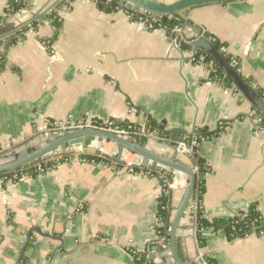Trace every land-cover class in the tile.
Segmentation results:
<instances>
[{"label": "crops", "instance_id": "0c3cea01", "mask_svg": "<svg viewBox=\"0 0 264 264\" xmlns=\"http://www.w3.org/2000/svg\"><path fill=\"white\" fill-rule=\"evenodd\" d=\"M60 1L28 0L10 22L38 24L9 43L6 56L1 42L0 149L13 147V157L23 156L49 141V123L69 118L144 126L151 117L167 130L184 131L213 130L230 121L224 133L199 146L210 167L204 216L228 220L249 209L264 215V128L255 127L258 113L239 92L210 82L207 67L183 48L208 33L236 61L232 66L264 92V0L186 8L188 24L173 38L132 21L126 11L106 13L94 0H64L55 28L41 17ZM13 2L0 0V17ZM154 138L145 141L146 149L187 162L176 145ZM85 150L88 157L96 155L93 148ZM70 152L73 158L52 170L0 185V264H135L131 251L146 253L144 259L163 252V264H174L167 249L152 246L162 244L156 231L163 194L158 179L124 163L98 161L102 155L93 160ZM182 194L178 185L171 193L170 220ZM202 236L204 246L198 247L187 208L175 231L185 257L264 264V230L230 239L223 229L207 228Z\"/></svg>", "mask_w": 264, "mask_h": 264}, {"label": "trees", "instance_id": "16d2710c", "mask_svg": "<svg viewBox=\"0 0 264 264\" xmlns=\"http://www.w3.org/2000/svg\"><path fill=\"white\" fill-rule=\"evenodd\" d=\"M98 8L106 13H114L119 10L126 11L132 21H138L143 23L145 26L147 24H151V29H164L169 36V38H173L175 34V30L182 26L184 28L188 22L185 19V11L180 12L175 16H157L154 19H149L148 15L141 14L136 10L129 9L125 7V4L120 0H94ZM64 0L58 2L50 12L42 15L43 20H48L54 25L55 28L59 27V22H57V10L61 8ZM228 2V1H226ZM28 0H14L11 6L7 9L6 15L0 17V23L6 22L7 17L11 16L14 12H18L23 8H27ZM38 23L36 21H32L30 27L32 29ZM29 27H23L20 31L13 33L5 39L4 41H0L2 43H15L18 39L23 38L25 31H27ZM150 29V28H148ZM213 47L221 54L222 58L228 63L229 67L236 72L241 82L247 84L253 91L256 92L258 96L264 99V94L261 89L256 88L255 86L251 85V81L244 76L241 75L240 71L238 70L237 66L231 65V58L225 52L221 51V44L219 41H212L210 42ZM185 51H191L190 45L185 44L183 46ZM193 61L204 64L209 72V81L220 84L224 88H231L234 91L238 92V89L233 83L232 77L229 74L224 72L223 67H221L218 63L215 62L214 57L208 54L204 49L198 48L196 49L195 53H193ZM257 112V111H256ZM258 113V112H257ZM259 118V121L255 123V127L259 129L264 128V116L260 115L259 113L256 115ZM255 117V118H257ZM118 123L119 128L124 129L127 132H130L133 135V141L140 142L144 144L145 141L148 139L145 135L152 133L156 136L159 140L166 141L170 144L176 145L173 139V133L169 132L166 127L165 123L162 121H157L151 117H147L146 123L144 126H139L129 121H121L116 120ZM230 121H221L218 123L215 129L209 130L206 127H199L195 129V133L191 136L186 137L187 144L190 145L189 151L190 153L186 155L187 162L183 163L189 166L191 169L195 171V183L193 187V191L191 194V199L188 204L189 214L191 216L192 222L195 226V239L198 247L204 246V237L202 236V230L207 228H212L213 230L223 229L226 234L229 236L230 239L243 236L249 233L252 230H264V224L260 221V215L254 210L249 209L245 212L243 219H239L237 216L232 217L228 220L226 219H213L208 220L204 216L203 213V195L205 193V182L204 177L206 174L209 173L210 167L207 165L205 159L199 153V146L201 142L208 141L213 138L220 136L224 133L226 127L229 125ZM93 126L97 128H104L101 126L100 120H94ZM30 150V152H32ZM72 152H64L61 154V159L56 160H48L47 158H40L31 163L25 164L21 167L16 169L0 173V179L2 180V186L4 187L6 183L11 180V182H16L22 177H35L39 174L37 171V165L40 164L42 166V170L47 172L52 170L58 165L59 163L63 162L64 160H69L72 157ZM85 156L88 159L96 160L97 155L92 157H88L87 154ZM98 161L103 163H112L117 167H121L122 164L115 161L108 155H102ZM18 158V155H15L13 159ZM134 172H141V173H149V176L155 177L158 179L159 184L166 188L165 181L171 180L173 175L169 171H165L164 167H156L151 168L147 166H133ZM171 193L168 192L167 194H162L159 198L158 204V226L156 227V231L158 235L163 238V242L161 245H152L157 248L158 251L166 250L169 242H170V215L172 211L171 207ZM151 246V247H152ZM175 251L180 259L184 264H216L214 259H211L208 256L202 255L200 259L190 260L185 257L181 249L179 248L178 241H174ZM131 255L135 261V264H142V261L145 258L146 253H138L137 251H131ZM164 259V260H163ZM162 259V264L165 262V257Z\"/></svg>", "mask_w": 264, "mask_h": 264}, {"label": "water", "instance_id": "95a60500", "mask_svg": "<svg viewBox=\"0 0 264 264\" xmlns=\"http://www.w3.org/2000/svg\"><path fill=\"white\" fill-rule=\"evenodd\" d=\"M125 4L126 8L136 9L151 15L155 16H175L182 12L184 9L201 4L208 3H220L232 0H170L171 3H165L161 0H120ZM26 21V20H25ZM24 20L21 21V25L15 27L18 23L14 25L9 23H3L0 25V41H4L6 37L10 36L21 29L25 23ZM182 26H179L180 30ZM195 37L192 35L191 38ZM208 33L204 32L197 39L191 41L190 50L192 53H195L196 49L201 48L204 49L208 54L214 57L216 63H218L221 67H223L224 72L229 74L232 77L233 83L238 89V92L251 103V105L255 108V110L262 116H264V99L256 94L247 84L240 81L238 75L235 71H233L228 63L222 58L221 54L213 47V45L208 40ZM177 43L180 40V37L177 36ZM184 45V43H181ZM9 47V43H5L3 46V56H6L7 50ZM173 133V139L176 143V146L179 145V151L183 147L189 149L190 145L186 142V137L191 136L195 133V128L193 127L190 131H184L179 128H171L168 130ZM182 134L183 136H180ZM155 140V138H151ZM95 142H111L115 146V151L110 155L112 159L119 163H123L122 156L124 152L130 151L136 154L138 157L142 159V164H148L151 168H156L157 166H162L166 169H169L173 172H177L182 174L187 178V182L183 187V194L181 200L176 208V211L172 217L171 225H170V242L167 247V251L170 253L171 258L174 261V264H184L178 258L174 241H175V231L180 221V218L184 214L185 210L188 207L189 201L191 199V194L193 191L194 183H195V171L191 169L189 166L181 163L179 160L172 157H165L159 154L154 153L144 147L140 142H135L129 139H126L120 135H117L108 130L100 129V128H85L80 130H74L67 133H63L59 136H56L46 142L43 146L34 149L32 152H29L23 156H20L17 159L0 163V173L7 172L18 167H21L25 164L31 163L37 159L44 158L48 156L50 153L57 149H67L72 150L76 153L83 152L86 148H93L94 153L96 155L101 154V148L96 147L94 145ZM154 254L150 255L142 264H148L149 262H153Z\"/></svg>", "mask_w": 264, "mask_h": 264}, {"label": "built area", "instance_id": "2783aa9c", "mask_svg": "<svg viewBox=\"0 0 264 264\" xmlns=\"http://www.w3.org/2000/svg\"><path fill=\"white\" fill-rule=\"evenodd\" d=\"M24 9H26V8H23V9L19 10L18 12H14L11 16H8L6 22H2V23H0V25H2L3 23H9L12 19H14L16 17V15H19V13L22 12ZM52 9H53V7L49 8L48 11H46L42 15L46 14L47 12H50ZM133 10H136V9H133ZM136 11L141 13V14L148 15V18L152 19V20L154 19V17H157L155 15H151L149 13H146V12H143V11H140V10H136ZM31 22H32L31 20L25 21L23 27H29V30H31L32 29L30 27ZM146 27L151 29V24H147ZM21 29H19V30H21ZM194 39H190L189 44ZM234 64H236V61H234L232 59L231 60V65H234ZM263 94H264V92H263ZM256 120L259 121V118H257ZM93 122H94V120H92V119L83 118V119H78L77 120V119L69 118L68 120H65L63 122H59V123H55V124L49 123L48 128H47V134L48 135L58 134V136H59V135H61L63 133H67V132L74 131V130H80V129H85V128H97V127L93 126ZM101 126H103L104 128H100V129L108 130L110 132H113V133H115L117 135H120V136H122V137H124L126 139H129V140L133 141V139H132L133 135L130 132H127L124 129L119 128L118 123H117L116 120L108 119V120H105V121H101ZM145 136L148 139L156 137L152 133L146 134ZM178 147H179V145H177L175 147L177 153H181V154L183 153L185 155H188L190 153L189 149L183 147L181 149V151H179ZM114 149H115V146L112 145L111 153H108L107 155L110 156L111 154H113L114 151H115ZM103 150L104 149L102 148L100 155H105V152ZM64 152H70V150L60 149V151H59L57 149V150L53 151L52 153H50L48 156H46L44 158H47L48 160H53V159L59 160V159H61V154L64 153ZM85 152H86V150H84L83 152L77 153V155H75V156L83 157L85 155ZM12 154H13V147H10V148H7V149H2V150L0 149V163H4V162H8V161L14 160ZM129 155H133L134 158L133 159H128ZM72 158H73V156L71 157V159ZM71 159H69V160H71ZM66 161H68V160H64L63 162H66ZM122 161H123V163L127 166V168L130 171H133V166H147V167H149L148 164L143 165L142 164V159L140 157H138L136 154H134V153H132L130 151H127V152L123 153ZM37 171L39 172V174L44 173V171L42 170V166L40 164L37 165ZM170 172L172 173L173 177H172L171 180L165 181L166 188H163L161 186L163 194H167L168 192H172L176 188L177 185L182 187V190H183V187L185 186V184L187 182V178L185 176H183L182 174L177 173V172H173L171 170H170ZM145 174H149V173L146 172ZM9 181L11 182V180H9ZM1 183H2V180L0 179V185H1ZM237 217L239 219H243L244 213H242L240 215H237ZM259 219L264 224V215H261L259 217ZM162 240H163V238L160 235H158L157 241L158 242H163ZM201 257H202V255L199 254L197 259H200ZM158 258H160V260H157ZM162 258H164V253L163 252H161L159 256H155V264L156 263L157 264H162Z\"/></svg>", "mask_w": 264, "mask_h": 264}, {"label": "rangeland", "instance_id": "374dc122", "mask_svg": "<svg viewBox=\"0 0 264 264\" xmlns=\"http://www.w3.org/2000/svg\"><path fill=\"white\" fill-rule=\"evenodd\" d=\"M51 137L48 139V140H50V139H52V138H54V137H56V136H58V134H52V135H50ZM97 147H98V143L97 144H95ZM100 145H102V148L104 147V152H109V153H111V149H112V143L111 142H104V143H102V144H100ZM19 158V157H18ZM17 159V158H16Z\"/></svg>", "mask_w": 264, "mask_h": 264}, {"label": "bare ground", "instance_id": "6f19581e", "mask_svg": "<svg viewBox=\"0 0 264 264\" xmlns=\"http://www.w3.org/2000/svg\"><path fill=\"white\" fill-rule=\"evenodd\" d=\"M97 143H98V142H95L94 145L97 144ZM102 143H104V142L98 143V147L101 148V149H102V145H100V144H102ZM95 146H96V145H95ZM96 147H97V146H96ZM114 150H115V149H114Z\"/></svg>", "mask_w": 264, "mask_h": 264}]
</instances>
